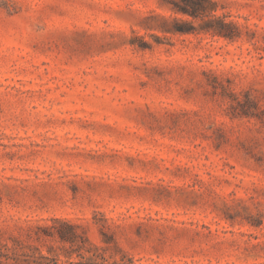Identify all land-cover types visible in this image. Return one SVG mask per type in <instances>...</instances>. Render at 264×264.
<instances>
[{"label": "rangeland", "instance_id": "rangeland-1", "mask_svg": "<svg viewBox=\"0 0 264 264\" xmlns=\"http://www.w3.org/2000/svg\"><path fill=\"white\" fill-rule=\"evenodd\" d=\"M201 1L0 0L10 263L264 264V0Z\"/></svg>", "mask_w": 264, "mask_h": 264}, {"label": "trees", "instance_id": "trees-1", "mask_svg": "<svg viewBox=\"0 0 264 264\" xmlns=\"http://www.w3.org/2000/svg\"><path fill=\"white\" fill-rule=\"evenodd\" d=\"M185 2L187 6H190L193 8V10L198 9V7H202L201 0H182ZM221 33V32H219ZM58 222L62 223V228L58 230L57 234L58 237L62 242H69V243H75L78 241L79 238H83L80 234L77 233L76 227L68 222H63L60 220H57ZM55 235V234H52ZM43 260H48L49 258L46 256H41ZM13 259L11 256L6 254L3 251V248L0 247V264H14L10 263V260ZM91 259V258H90ZM27 264H30L29 262ZM91 264H107L104 262H92ZM117 264V263H113Z\"/></svg>", "mask_w": 264, "mask_h": 264}]
</instances>
